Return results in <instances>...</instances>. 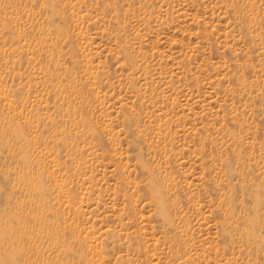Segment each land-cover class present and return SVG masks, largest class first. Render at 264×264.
Here are the masks:
<instances>
[{
	"label": "rangeland",
	"instance_id": "1",
	"mask_svg": "<svg viewBox=\"0 0 264 264\" xmlns=\"http://www.w3.org/2000/svg\"><path fill=\"white\" fill-rule=\"evenodd\" d=\"M0 264H264V0H0Z\"/></svg>",
	"mask_w": 264,
	"mask_h": 264
}]
</instances>
